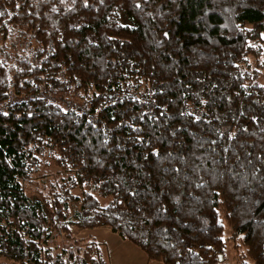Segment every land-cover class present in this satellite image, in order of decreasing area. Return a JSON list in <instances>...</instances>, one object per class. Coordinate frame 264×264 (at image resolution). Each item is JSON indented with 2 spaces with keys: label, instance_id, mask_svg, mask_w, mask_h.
<instances>
[{
  "label": "trees",
  "instance_id": "trees-1",
  "mask_svg": "<svg viewBox=\"0 0 264 264\" xmlns=\"http://www.w3.org/2000/svg\"><path fill=\"white\" fill-rule=\"evenodd\" d=\"M23 31L0 61L1 259L110 264L71 233L105 228L148 262L264 264V0H0V55Z\"/></svg>",
  "mask_w": 264,
  "mask_h": 264
},
{
  "label": "rangeland",
  "instance_id": "rangeland-1",
  "mask_svg": "<svg viewBox=\"0 0 264 264\" xmlns=\"http://www.w3.org/2000/svg\"><path fill=\"white\" fill-rule=\"evenodd\" d=\"M50 13L51 15L54 16H60V12L55 9V8H50ZM112 15L116 16L117 22L119 25L122 26H132V22L131 20L126 16V14L124 13V11L121 8H113L111 10ZM62 21L63 25H57L54 26V30H55V40L61 42L62 37H63V32L65 29H79L82 26H86L87 24L82 21L81 19H79L77 16H73V18L71 19L70 22H64L63 19H60ZM29 34L25 31H23V33L18 36L17 38L14 37L11 39V42L9 41H5V49H4V53L5 54H1L0 58H1V63L3 62V60H11L9 56H24L26 54V50L28 49H32L35 46L34 41H30V43L27 45L28 42V37ZM87 41L89 44H96V38L94 36L93 33L88 34L87 36ZM7 55V56H6ZM3 59V60H2ZM8 73H4V71H2V69L0 68V93H3L6 91L8 87V78H7ZM91 92H89L90 94ZM79 97L76 96L72 97V96H68L67 99L64 98H54L57 102V105H60L61 107L65 108V106L67 104L70 105H75V104H80L82 103L81 100L78 99ZM35 183H37L39 185V183L42 182V180L40 178H35L34 181ZM36 184V186L38 187V185ZM36 187L33 184H27L26 185V191L27 194L29 196V198L31 200H38V195L36 192ZM45 215L47 217V219H49V213L47 212V210L44 209ZM106 230V231H104ZM105 232V233H104ZM110 231H107V229L105 228H97V229H92V230H84V231H78L74 228H71V233L72 235L79 237V238H84L86 236H92L95 239L99 236H101V238L103 240H107V236H111L108 234ZM114 234V233H113ZM115 236V241H111L108 240L109 244H105L104 242L101 243L105 246V248L110 247L111 245V249H115L117 250L119 255H123V261H120L121 263L117 262L116 264H126L127 261L133 259V263L135 264H161L158 262H148L147 258L145 257V255L138 250L136 247L132 246L130 243L123 241L122 239H120L116 234H114ZM116 242V244L114 243ZM107 251V249H106ZM134 252V253H133ZM233 256L230 250L227 249V260L225 261L224 264H241L242 262H244L245 260L241 257V253L239 250H235V252H233ZM140 254V255H139ZM143 255L145 257V260L142 259ZM107 257H108V253H107ZM109 260V258H108ZM0 264H11L3 259L0 258Z\"/></svg>",
  "mask_w": 264,
  "mask_h": 264
},
{
  "label": "crops",
  "instance_id": "crops-1",
  "mask_svg": "<svg viewBox=\"0 0 264 264\" xmlns=\"http://www.w3.org/2000/svg\"><path fill=\"white\" fill-rule=\"evenodd\" d=\"M104 231H106V230H104ZM107 231H109V230H107ZM104 233H105V232H104ZM109 233H111V232H109ZM108 235H111V236H107V240H106V239L103 240V239L101 238V236L97 237L96 240H97L98 242H100V243H103V242H104L105 244H109V243H108V240L115 241V236H114L113 233L108 234ZM114 243L116 244V242H114ZM106 249H107L108 258H109L108 261H109L110 264H116L117 262L121 263L120 261H123V260H121V259H123L124 256H123L122 254L119 255L118 252H117V250H115V249H111V245H110V247H108V248H106ZM133 253H134V252H133ZM139 255H140V254H139ZM142 259L145 260L144 255H143V258H142ZM126 264H135V263H133V259H131V260L127 261Z\"/></svg>",
  "mask_w": 264,
  "mask_h": 264
}]
</instances>
